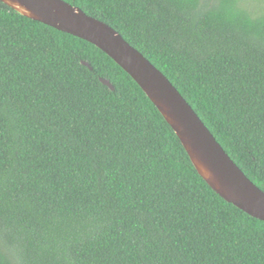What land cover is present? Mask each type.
<instances>
[{
	"label": "trees",
	"instance_id": "16d2710c",
	"mask_svg": "<svg viewBox=\"0 0 264 264\" xmlns=\"http://www.w3.org/2000/svg\"><path fill=\"white\" fill-rule=\"evenodd\" d=\"M62 1L159 70L264 192V0ZM0 264H264V222L103 52L0 1Z\"/></svg>",
	"mask_w": 264,
	"mask_h": 264
},
{
	"label": "water",
	"instance_id": "95a60500",
	"mask_svg": "<svg viewBox=\"0 0 264 264\" xmlns=\"http://www.w3.org/2000/svg\"><path fill=\"white\" fill-rule=\"evenodd\" d=\"M0 1L23 17L90 43L103 52L154 105L212 191L251 218L264 222V192L229 158L167 78L115 30L62 0Z\"/></svg>",
	"mask_w": 264,
	"mask_h": 264
},
{
	"label": "rangeland",
	"instance_id": "374dc122",
	"mask_svg": "<svg viewBox=\"0 0 264 264\" xmlns=\"http://www.w3.org/2000/svg\"><path fill=\"white\" fill-rule=\"evenodd\" d=\"M251 7H252L251 9H253V10H255V11L258 10V8H259L258 6L254 5V4H252ZM259 9H260V8H259Z\"/></svg>",
	"mask_w": 264,
	"mask_h": 264
}]
</instances>
